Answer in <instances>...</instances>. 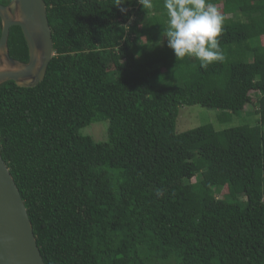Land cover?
<instances>
[{
	"label": "trees",
	"instance_id": "16d2710c",
	"mask_svg": "<svg viewBox=\"0 0 264 264\" xmlns=\"http://www.w3.org/2000/svg\"><path fill=\"white\" fill-rule=\"evenodd\" d=\"M45 2L44 81L0 86V151L45 263L264 264V0H212L225 59L207 68L167 46L163 0ZM9 50L29 61L19 26ZM196 105L222 127L179 132Z\"/></svg>",
	"mask_w": 264,
	"mask_h": 264
},
{
	"label": "water",
	"instance_id": "95a60500",
	"mask_svg": "<svg viewBox=\"0 0 264 264\" xmlns=\"http://www.w3.org/2000/svg\"><path fill=\"white\" fill-rule=\"evenodd\" d=\"M0 86L14 81L34 88L44 81L55 45L45 0H12L0 3ZM21 27L29 50V61L10 55L9 35ZM33 224L20 190L0 151V264H46L40 254Z\"/></svg>",
	"mask_w": 264,
	"mask_h": 264
},
{
	"label": "clouds",
	"instance_id": "9594fccd",
	"mask_svg": "<svg viewBox=\"0 0 264 264\" xmlns=\"http://www.w3.org/2000/svg\"><path fill=\"white\" fill-rule=\"evenodd\" d=\"M127 0H115V7H121ZM143 9H153V0H138ZM167 11V26L162 36L178 60L195 58L201 67L207 68L213 62L225 59L220 48L219 37L224 30L226 17L212 0H163Z\"/></svg>",
	"mask_w": 264,
	"mask_h": 264
},
{
	"label": "rangeland",
	"instance_id": "374dc122",
	"mask_svg": "<svg viewBox=\"0 0 264 264\" xmlns=\"http://www.w3.org/2000/svg\"><path fill=\"white\" fill-rule=\"evenodd\" d=\"M219 111L216 109H208L199 105L191 107H183L180 109V116L178 118V130L183 132L192 126L214 124L216 128L222 127L217 121ZM88 134H91L96 140L103 141L104 127L99 123L93 124L86 128Z\"/></svg>",
	"mask_w": 264,
	"mask_h": 264
}]
</instances>
